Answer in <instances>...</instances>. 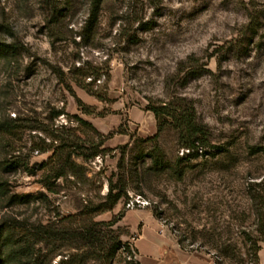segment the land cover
<instances>
[{
	"label": "rangeland",
	"instance_id": "rangeland-1",
	"mask_svg": "<svg viewBox=\"0 0 264 264\" xmlns=\"http://www.w3.org/2000/svg\"><path fill=\"white\" fill-rule=\"evenodd\" d=\"M90 3L0 0V264L74 253L72 264H125L139 261L140 236L169 248L165 264L174 248L250 264L264 197V0H102L85 23ZM173 99L205 127L191 150L168 125L153 137L148 106ZM54 135L72 143L58 155L75 173L55 176ZM111 188L124 196L94 219L113 222L130 254L89 259L50 237L54 225L109 207ZM137 195L148 207L126 209Z\"/></svg>",
	"mask_w": 264,
	"mask_h": 264
},
{
	"label": "trees",
	"instance_id": "trees-1",
	"mask_svg": "<svg viewBox=\"0 0 264 264\" xmlns=\"http://www.w3.org/2000/svg\"><path fill=\"white\" fill-rule=\"evenodd\" d=\"M102 0H91L88 17L85 23H95L98 20L100 14V6ZM2 50L7 51L8 46L1 45ZM178 99V98H177ZM149 109L154 113L157 121H158V131L153 135V137H157V135L162 131L165 125H168L175 130H177L179 134V138L181 140V146L187 147L189 150L195 147V142L203 143V139L206 135L205 127L201 122H199L196 118V113L192 106H187L182 104L178 100H171L168 103L159 104V105H150ZM19 119H14V121H18ZM84 122L83 120H80ZM110 137H103L99 142V146H101L105 140ZM59 140V143H58ZM52 141H56V143L52 147L53 153L49 156L48 160L52 161L58 159L60 162L59 165L61 168L59 169L55 176H62L67 172L75 173L73 167L76 163L72 160H61V156L58 155L59 151L62 150L68 145L72 146V143H68L66 145L65 142H62L60 137L54 135L52 137ZM74 146H77L73 143ZM105 149H97L92 152L90 155L85 156L87 158H91L94 155L99 154ZM46 163L39 164L40 166L45 165ZM183 175V171L179 172L177 178H181ZM124 191L120 188L113 193V188L109 190L106 194V200L108 202L109 207H93L92 214H88L85 218H80L78 220L76 215L71 217V221L69 223H60L53 226L52 232L50 233V237L54 240L61 241L65 243V246L76 249H83V254L89 259L94 258H103L105 260H110L114 258L119 248L126 250L130 254L129 244L124 242L122 243L119 240L118 236H113L110 234L112 231L107 229L108 226H111L113 222L107 223L105 221L94 219V215L97 213H101L105 210H111V207L115 203L118 202L120 198L124 196ZM259 199L258 203H260L261 207L257 213V232L259 235L255 237H248L249 244V252L251 253L253 259L250 260V264H260L261 257L260 251L262 249L259 244L260 241L264 242V197L262 195H258L255 199ZM75 219V220H74ZM60 221V220H59ZM62 221V219H61ZM64 245V244H63ZM23 244L19 241H15L10 249L11 256L10 257H21L23 255ZM221 255L228 254V248H221L217 251ZM248 254V253H247ZM78 255L76 253L70 254L66 259H62L58 262V264H72V260H74L75 256ZM230 256H234L231 252ZM2 259V252H0V260ZM243 262V260H242ZM217 263V262H216ZM125 264H140L139 261H135L132 259H128L125 261Z\"/></svg>",
	"mask_w": 264,
	"mask_h": 264
},
{
	"label": "crops",
	"instance_id": "crops-1",
	"mask_svg": "<svg viewBox=\"0 0 264 264\" xmlns=\"http://www.w3.org/2000/svg\"><path fill=\"white\" fill-rule=\"evenodd\" d=\"M135 247L138 249V257L140 264H165L162 253H168L169 248L163 246L162 243L156 241L154 236L146 245L144 240L137 237L134 241ZM176 260L174 264H215L209 257H203L201 253L194 251L188 252L183 249L174 248ZM262 252V253H261ZM261 263L264 264V248L260 251ZM164 261V262H163Z\"/></svg>",
	"mask_w": 264,
	"mask_h": 264
},
{
	"label": "built area",
	"instance_id": "built-area-1",
	"mask_svg": "<svg viewBox=\"0 0 264 264\" xmlns=\"http://www.w3.org/2000/svg\"><path fill=\"white\" fill-rule=\"evenodd\" d=\"M148 205H149L148 201L142 195H137L136 197H133L132 199L127 200L125 202L126 209H132V210L135 207L145 209L146 207H148ZM135 257H136L135 254L134 257L130 255L128 256V259L134 260Z\"/></svg>",
	"mask_w": 264,
	"mask_h": 264
},
{
	"label": "bare ground",
	"instance_id": "bare-ground-1",
	"mask_svg": "<svg viewBox=\"0 0 264 264\" xmlns=\"http://www.w3.org/2000/svg\"><path fill=\"white\" fill-rule=\"evenodd\" d=\"M262 253V252H261Z\"/></svg>",
	"mask_w": 264,
	"mask_h": 264
}]
</instances>
